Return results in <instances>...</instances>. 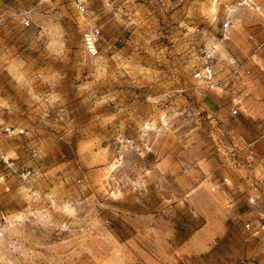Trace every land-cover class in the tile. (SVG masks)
Returning a JSON list of instances; mask_svg holds the SVG:
<instances>
[{
	"label": "rangeland",
	"instance_id": "1",
	"mask_svg": "<svg viewBox=\"0 0 264 264\" xmlns=\"http://www.w3.org/2000/svg\"><path fill=\"white\" fill-rule=\"evenodd\" d=\"M248 224L264 0H0V264H264Z\"/></svg>",
	"mask_w": 264,
	"mask_h": 264
},
{
	"label": "built area",
	"instance_id": "2",
	"mask_svg": "<svg viewBox=\"0 0 264 264\" xmlns=\"http://www.w3.org/2000/svg\"><path fill=\"white\" fill-rule=\"evenodd\" d=\"M80 12L82 14H86V8L84 7L83 4H79L78 6ZM260 10V8H258ZM225 31L228 30L229 24L224 25ZM101 39H102V34H101V28L94 26L90 30H87L84 34V50L85 53L91 57L95 58L100 55V47H101ZM195 78L202 81L204 84H206L209 88L214 89L217 85V80H216V71L213 66L207 65L203 69L197 71L195 73ZM233 115L238 114V110L235 109L233 110ZM248 231H251L254 235H258L261 230L264 229V227L259 226V228H254L251 227V225L246 226Z\"/></svg>",
	"mask_w": 264,
	"mask_h": 264
},
{
	"label": "crops",
	"instance_id": "3",
	"mask_svg": "<svg viewBox=\"0 0 264 264\" xmlns=\"http://www.w3.org/2000/svg\"><path fill=\"white\" fill-rule=\"evenodd\" d=\"M263 159V158H260V160Z\"/></svg>",
	"mask_w": 264,
	"mask_h": 264
}]
</instances>
